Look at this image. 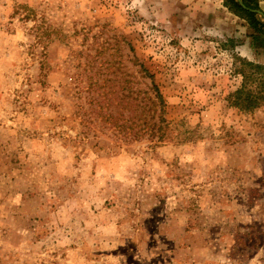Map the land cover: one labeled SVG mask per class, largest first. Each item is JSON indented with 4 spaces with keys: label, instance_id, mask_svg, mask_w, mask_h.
Instances as JSON below:
<instances>
[{
    "label": "rangeland",
    "instance_id": "374dc122",
    "mask_svg": "<svg viewBox=\"0 0 264 264\" xmlns=\"http://www.w3.org/2000/svg\"><path fill=\"white\" fill-rule=\"evenodd\" d=\"M227 5L0 0V264H264V105L228 100L264 36Z\"/></svg>",
    "mask_w": 264,
    "mask_h": 264
},
{
    "label": "trees",
    "instance_id": "16d2710c",
    "mask_svg": "<svg viewBox=\"0 0 264 264\" xmlns=\"http://www.w3.org/2000/svg\"><path fill=\"white\" fill-rule=\"evenodd\" d=\"M248 8L258 9L255 0H241ZM228 9L242 14L249 23V34L253 41L258 40L259 36H264V21H260V17L253 12L241 8L235 0H228ZM144 75L146 69L143 68ZM241 76L239 88L232 92L229 97V104L240 111L251 112L264 105V64L241 61V67L238 71ZM152 78L150 74L146 75ZM140 126L139 136H148L149 138L161 139L164 135L162 123L165 119L160 116L162 107L164 106L163 98L153 81L142 91L140 97ZM160 107V108H159ZM156 108H159L158 116ZM157 120L153 119V114Z\"/></svg>",
    "mask_w": 264,
    "mask_h": 264
},
{
    "label": "water",
    "instance_id": "95a60500",
    "mask_svg": "<svg viewBox=\"0 0 264 264\" xmlns=\"http://www.w3.org/2000/svg\"><path fill=\"white\" fill-rule=\"evenodd\" d=\"M235 1L238 3V5L241 8H243L245 10H248L250 12L256 13L261 18V20L264 21V13H262V11H260L259 9H254V8H248V7H246L241 0H235Z\"/></svg>",
    "mask_w": 264,
    "mask_h": 264
},
{
    "label": "crops",
    "instance_id": "0c3cea01",
    "mask_svg": "<svg viewBox=\"0 0 264 264\" xmlns=\"http://www.w3.org/2000/svg\"><path fill=\"white\" fill-rule=\"evenodd\" d=\"M258 5L262 10H264V0H259Z\"/></svg>",
    "mask_w": 264,
    "mask_h": 264
}]
</instances>
